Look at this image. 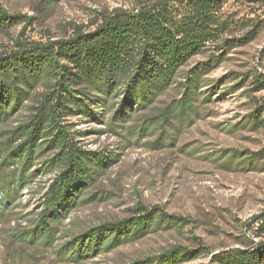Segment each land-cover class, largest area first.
I'll use <instances>...</instances> for the list:
<instances>
[{
	"label": "rangeland",
	"instance_id": "374dc122",
	"mask_svg": "<svg viewBox=\"0 0 264 264\" xmlns=\"http://www.w3.org/2000/svg\"><path fill=\"white\" fill-rule=\"evenodd\" d=\"M0 3L8 15L19 17L8 33L0 32V54L23 43L62 40L76 26L93 29L102 16L117 10L136 12L158 3L180 9L176 0ZM218 16L227 20L226 31L194 55L173 85L148 107L135 108L122 120L113 116L110 105L94 106L93 117H69L72 127L82 130L78 137L81 146L104 152L109 165L82 196L87 202L63 219L61 231L50 245L25 243L10 234L31 229L55 174L41 175L25 188L18 200L21 205L11 210L9 222L0 225V264H128L174 246L198 254L180 264H216L215 254L254 249L264 243V237L255 235V225L251 226L252 219L264 212V127L254 129L247 123L256 103L264 102V87L252 90L250 83L254 75L264 77V0H229ZM225 40H235V45H225ZM209 61L211 66L200 75L190 119L173 118L151 129L154 125L147 124L148 120L153 122L165 108L184 98L189 70ZM26 117V112H19L4 128L24 122ZM234 151L237 157L229 164ZM251 156H258L257 162L244 161ZM137 206H160L187 218L188 223L79 263L64 261L56 253L66 241L65 233L129 217Z\"/></svg>",
	"mask_w": 264,
	"mask_h": 264
},
{
	"label": "trees",
	"instance_id": "16d2710c",
	"mask_svg": "<svg viewBox=\"0 0 264 264\" xmlns=\"http://www.w3.org/2000/svg\"><path fill=\"white\" fill-rule=\"evenodd\" d=\"M176 1L180 9L158 3L136 12L117 10L102 16L93 29L76 26L62 40L23 43L0 54V225L9 222L11 210L21 205L18 200L25 188L41 175L55 174L31 229L11 233L12 237L30 244L53 243L63 219L87 202L82 196L109 165L104 152L81 146L78 137L82 130L73 128L69 117H93L94 106L110 105L113 116L122 120L135 108L148 107L173 85L180 69L194 55L228 28L227 20H220L218 12L229 0ZM17 18L0 5V32L8 33ZM229 44L235 45V40H225V45ZM210 66L211 61L189 70L184 98L165 108L153 122L148 120L147 124L154 125L151 129L173 118L190 119L201 72ZM250 83L252 90L262 88L264 77L254 75ZM255 107L247 123L257 129L264 127V102ZM19 112L27 113L26 120L4 128ZM237 154L234 151L227 162L234 163ZM257 159L251 156L244 161ZM252 221L255 235L264 237V212ZM187 223V218L160 206H137L129 217L65 233L66 241L56 253L64 261L79 263ZM197 255L174 246L128 264H180ZM213 261L264 264V243L254 249L215 254Z\"/></svg>",
	"mask_w": 264,
	"mask_h": 264
}]
</instances>
